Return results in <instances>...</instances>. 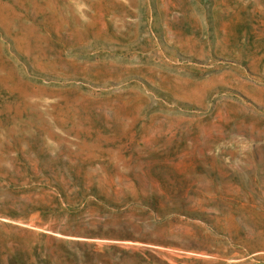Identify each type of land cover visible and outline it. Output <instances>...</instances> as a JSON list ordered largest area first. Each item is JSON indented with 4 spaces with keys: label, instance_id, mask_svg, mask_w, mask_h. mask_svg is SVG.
<instances>
[{
    "label": "rangeland",
    "instance_id": "obj_1",
    "mask_svg": "<svg viewBox=\"0 0 264 264\" xmlns=\"http://www.w3.org/2000/svg\"><path fill=\"white\" fill-rule=\"evenodd\" d=\"M5 215L137 237L0 264H264V0H0Z\"/></svg>",
    "mask_w": 264,
    "mask_h": 264
},
{
    "label": "water",
    "instance_id": "obj_2",
    "mask_svg": "<svg viewBox=\"0 0 264 264\" xmlns=\"http://www.w3.org/2000/svg\"><path fill=\"white\" fill-rule=\"evenodd\" d=\"M3 221L5 222H16L20 225H22L23 227H26V228H37V229H40V230H43L45 231L46 233H50V234H53V235H56V236H61V237H64V238H73V239H80V240H104V241H120V242H123V241H129L127 238H124V237H121V236H118V237H109V236H97V235H94V234H84V235H71V234H65V233H62V232H59L57 230H53V229H48V228H42L36 224H30L28 222H26L25 220H20V221H17V220H13L11 218V216H8V215H5V216H1L0 217Z\"/></svg>",
    "mask_w": 264,
    "mask_h": 264
},
{
    "label": "trees",
    "instance_id": "obj_3",
    "mask_svg": "<svg viewBox=\"0 0 264 264\" xmlns=\"http://www.w3.org/2000/svg\"><path fill=\"white\" fill-rule=\"evenodd\" d=\"M72 233L74 235H84V234H94L97 236H109V237H117V236H128V237H137V233H135L132 230H125V229H113V230H108V229H91V228H84L82 230H72Z\"/></svg>",
    "mask_w": 264,
    "mask_h": 264
}]
</instances>
